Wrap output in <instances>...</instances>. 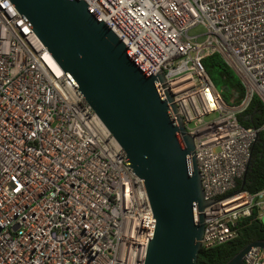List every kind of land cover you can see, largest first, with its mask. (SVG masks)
<instances>
[{
  "label": "built area",
  "instance_id": "built-area-1",
  "mask_svg": "<svg viewBox=\"0 0 264 264\" xmlns=\"http://www.w3.org/2000/svg\"><path fill=\"white\" fill-rule=\"evenodd\" d=\"M174 96L194 138L206 201L202 249L264 225V190L240 191L264 125V0H85ZM203 33L191 36L193 29ZM218 55L245 88L224 100L204 67ZM156 221L142 179L10 0H0V264H148ZM245 264H264L252 249Z\"/></svg>",
  "mask_w": 264,
  "mask_h": 264
},
{
  "label": "water",
  "instance_id": "water-1",
  "mask_svg": "<svg viewBox=\"0 0 264 264\" xmlns=\"http://www.w3.org/2000/svg\"><path fill=\"white\" fill-rule=\"evenodd\" d=\"M35 35L74 82L87 103L127 154L143 180L156 226L148 264H198L205 231L206 201L194 138L153 75L85 0H10ZM229 92V88L224 89ZM250 164L243 179V190ZM250 243L227 264H245Z\"/></svg>",
  "mask_w": 264,
  "mask_h": 264
},
{
  "label": "trees",
  "instance_id": "trees-1",
  "mask_svg": "<svg viewBox=\"0 0 264 264\" xmlns=\"http://www.w3.org/2000/svg\"><path fill=\"white\" fill-rule=\"evenodd\" d=\"M204 67L209 75L219 76L224 85L223 90L229 88L231 93L228 101L238 104L245 97V88L236 75L218 56L214 55L204 60ZM241 124L246 128H260L264 125V105L256 97L246 115L240 116ZM243 183H239L241 189ZM244 191L257 193L264 190V130L260 133L253 147L250 169L247 174ZM239 236L236 240L211 250L202 249L198 264H227L240 251L255 241H264V225L255 217L243 219L238 223Z\"/></svg>",
  "mask_w": 264,
  "mask_h": 264
},
{
  "label": "rangeland",
  "instance_id": "rangeland-1",
  "mask_svg": "<svg viewBox=\"0 0 264 264\" xmlns=\"http://www.w3.org/2000/svg\"><path fill=\"white\" fill-rule=\"evenodd\" d=\"M203 33V28L198 27L196 29H193L190 33L191 36H197L201 35ZM210 78L212 79L213 83L215 84L217 90L220 92L222 97L224 98L225 101L228 103L232 104L233 102L231 100L228 101V98L230 97L231 93L230 92H225L223 90L224 85L221 83L219 76L214 73L213 76L210 75Z\"/></svg>",
  "mask_w": 264,
  "mask_h": 264
}]
</instances>
